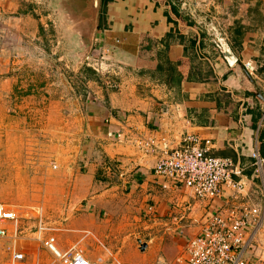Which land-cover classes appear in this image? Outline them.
Listing matches in <instances>:
<instances>
[{"label": "crops", "instance_id": "crops-1", "mask_svg": "<svg viewBox=\"0 0 264 264\" xmlns=\"http://www.w3.org/2000/svg\"><path fill=\"white\" fill-rule=\"evenodd\" d=\"M4 1L0 6L17 11L16 0ZM8 24L25 31L27 22ZM94 31L101 53L120 66V80L110 78L120 86L109 83L104 90L92 83L93 97L74 93L67 102H48L54 109L48 118L56 125L44 136L47 150L56 143L63 155L79 158L89 184L112 172L116 181L109 183L107 196L126 192L139 203L138 215L170 226L182 249L201 234L206 215L238 196L224 186L221 197L202 201L157 176L164 147L198 137L209 155L230 158L243 169V196L260 195L264 202V178L254 177L251 159L254 150L264 157V0H112L103 10L101 5ZM247 62L256 68L252 82L243 68ZM226 94L232 103L222 100ZM12 151L0 149V157H16ZM109 201L91 200L88 208Z\"/></svg>", "mask_w": 264, "mask_h": 264}, {"label": "rangeland", "instance_id": "rangeland-1", "mask_svg": "<svg viewBox=\"0 0 264 264\" xmlns=\"http://www.w3.org/2000/svg\"><path fill=\"white\" fill-rule=\"evenodd\" d=\"M16 1V12L6 10L8 1L0 6V149H16L11 152L16 157H0V168H6L0 172V206L16 215L0 222L6 231L0 236V264H62L45 246L50 239L56 252L83 250L90 264H177L182 246L170 226L138 215L139 203L126 192L107 196L109 183L116 181L112 172L89 184L79 158L63 155L56 143L46 148L44 136H51L49 126L56 125L48 118L54 111L48 102H67L75 94L93 97L92 83L104 90L109 83L120 86L110 81L120 80L119 64L101 53L83 13L86 0ZM19 20L27 22L25 31L8 24ZM222 100L232 103L233 98L226 94ZM257 197L242 200L250 198L260 209L249 256L264 264V202ZM91 200L113 202H95L90 210ZM139 240L148 244L144 251ZM19 253L20 262L14 259Z\"/></svg>", "mask_w": 264, "mask_h": 264}, {"label": "built area", "instance_id": "built-area-1", "mask_svg": "<svg viewBox=\"0 0 264 264\" xmlns=\"http://www.w3.org/2000/svg\"><path fill=\"white\" fill-rule=\"evenodd\" d=\"M244 70L256 76V68L250 62L243 65ZM264 126V113H263ZM196 136H186L176 148L164 147L155 164V174L169 180L175 187L186 188L196 199L221 197L224 186L234 188L237 198L232 204L205 217L201 234L185 241L177 258V264H257L249 252L254 232L260 223V209L242 195L246 188L244 171L230 158L213 157L202 148ZM254 177L264 178V157L258 150L251 153ZM242 195V198L239 196ZM246 196V197H245ZM149 212L152 209L149 208ZM15 213L0 206V222L14 221ZM156 219V216H155ZM0 236L6 231L0 228ZM62 264H89L83 250L74 249L68 254L56 252L54 240L45 242ZM58 251V249H57ZM16 261L24 259L23 254H15Z\"/></svg>", "mask_w": 264, "mask_h": 264}, {"label": "water", "instance_id": "water-1", "mask_svg": "<svg viewBox=\"0 0 264 264\" xmlns=\"http://www.w3.org/2000/svg\"><path fill=\"white\" fill-rule=\"evenodd\" d=\"M86 9H87V15H88V22L90 25V28L93 30H95V26L97 25V22L99 20V15H100V10H101V0H86ZM219 41L221 42L220 47L223 49V47H225V51L224 54L225 56H228L229 54L227 53V46H226V42L225 40L220 37ZM246 76L248 77V79L250 80V82H252V78L245 72ZM141 244V242H139ZM141 251H144L146 249V244H141Z\"/></svg>", "mask_w": 264, "mask_h": 264}, {"label": "trees", "instance_id": "trees-1", "mask_svg": "<svg viewBox=\"0 0 264 264\" xmlns=\"http://www.w3.org/2000/svg\"><path fill=\"white\" fill-rule=\"evenodd\" d=\"M112 0H101L102 10L111 3Z\"/></svg>", "mask_w": 264, "mask_h": 264}, {"label": "bare ground", "instance_id": "bare-ground-1", "mask_svg": "<svg viewBox=\"0 0 264 264\" xmlns=\"http://www.w3.org/2000/svg\"><path fill=\"white\" fill-rule=\"evenodd\" d=\"M245 71V70H244ZM246 72V71H245ZM247 73V72H246ZM248 74V73H247ZM249 75V74H248ZM250 76V75H249ZM250 77H253V76H250Z\"/></svg>", "mask_w": 264, "mask_h": 264}]
</instances>
